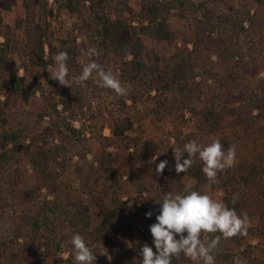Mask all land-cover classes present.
Wrapping results in <instances>:
<instances>
[{
  "label": "trees",
  "instance_id": "16d2710c",
  "mask_svg": "<svg viewBox=\"0 0 264 264\" xmlns=\"http://www.w3.org/2000/svg\"><path fill=\"white\" fill-rule=\"evenodd\" d=\"M17 1L0 0V38L3 39H0V72L10 66V56L17 48L14 34L22 30L33 66L42 67L46 78L48 66L55 65L53 57L59 52L68 54L67 79L71 84L69 88L62 87L63 112L57 110V105L53 106L58 120L40 133L23 137L20 131L8 128L5 109L12 96L28 102L44 88L37 78L28 82L26 77L13 73L10 94L4 102L0 99V189L9 183L10 168L27 161L40 178L39 185L25 192L27 203L39 197L42 187H47L51 194L63 192L56 181L53 164L67 154L62 141H56L63 140L61 129L69 118L64 114L73 108H87L90 118L97 114L103 122L101 128L108 124L111 135L105 137L101 132L94 135L101 144L102 155L97 166L89 163L87 169L95 178L79 173L82 189L89 194L87 203L70 199L65 207H60L55 201L44 199L39 212L33 216L13 210L12 204L0 195V264H23L21 250L15 249V235L3 222L10 214L14 227L21 236L30 238V244L38 241V232L45 222L49 224L57 218L66 223L68 235L62 238L69 245L70 255L67 259L56 258L53 264H76L71 245L76 234L93 247L95 264H113L103 252L110 237L135 240L141 248L147 244L155 251L149 229L159 215L161 205L157 202L167 192L182 194L187 179L194 180L193 189L201 193L205 185L222 191L227 207L234 208L238 214L246 212L249 219H258L257 226L249 227L247 235L221 238L214 252L216 263L233 264V258L239 256L246 264H264V255L253 257L252 245L243 248V242L250 238L264 244V138L260 134L264 124V78L255 65L256 60L264 58V33L256 17L250 14V0H246L242 9L235 0H139L138 10L130 0H56L60 12L66 11L80 19V26L61 39H55L51 23L47 21L53 15L49 0H23L24 17L17 20L15 28L6 24L3 13L11 11ZM190 17L195 21L186 29L172 22L174 18L183 21ZM242 35L249 42L247 52L253 63L244 64L238 74L231 73L228 63L239 57ZM80 36L85 37L84 41L78 42ZM142 36L166 42L173 53L163 57L146 46ZM91 47L100 52L91 59L117 76L127 90L126 95L119 96L101 88L95 80L86 81L82 86L74 83V77L82 71L77 58ZM214 54L219 57L218 61L213 59ZM237 78L242 82L226 89ZM48 82L60 85L52 79ZM93 98L99 101L96 111H92ZM187 113L191 115L195 131L186 134ZM165 125H171L172 129L167 131ZM70 130L76 133L75 129ZM131 132H136V136L130 135ZM216 139L225 149L236 146L234 165L218 174L217 183L210 184L207 180L198 155L188 172L176 173L173 147L183 148L190 140L207 145ZM163 152L166 153L159 155ZM187 158L185 153L183 159ZM164 160L168 161L167 167L157 175L156 166ZM138 167L142 173L134 175L131 184L141 194L151 192L157 179L169 180L164 190L156 191L155 205L147 199H121L124 177ZM109 175L113 182L111 204L98 196L94 188L101 179L106 183ZM233 195L238 196L235 204ZM90 208L97 210L95 226ZM149 211L153 215L146 218ZM214 235L218 234H210V238ZM52 248L59 252L61 242L45 238L32 251L29 264H44ZM140 253L135 248H123L119 264H142ZM191 263L183 254L172 261V264Z\"/></svg>",
  "mask_w": 264,
  "mask_h": 264
},
{
  "label": "rangeland",
  "instance_id": "374dc122",
  "mask_svg": "<svg viewBox=\"0 0 264 264\" xmlns=\"http://www.w3.org/2000/svg\"><path fill=\"white\" fill-rule=\"evenodd\" d=\"M138 1L139 0H130L132 7L137 10ZM194 1L200 2L204 0ZM235 1L237 7L240 9H242L246 3V0ZM210 6H212V4H210ZM49 8L52 9L53 15H50L47 21L51 23V30L53 33L55 32V39L65 37L67 33L71 32L76 26H80V19L77 16L71 15L66 11L60 12L59 4H57L56 0H49ZM249 10L250 14L256 17L258 27L261 32L264 33V0H250ZM24 15L25 9L23 7V0H18L16 6H14L11 11L3 13L5 23L14 28L17 20L24 17ZM196 17L200 16L198 15ZM37 20H39L38 16ZM194 21V17H190L189 19L183 21H179L176 18L172 19L174 25L180 24L185 29ZM14 35L17 48L10 56L11 64L0 72V99L4 102L10 94V80L14 72H16V74L20 77H26L28 82H33L36 78L42 81L44 88L43 92H38L36 96L30 98L28 102L23 101L19 97L12 96L9 107L5 109L9 119L8 128L18 130L20 131L21 136L23 135V137H28L40 133L42 130L51 126L58 120L57 115L54 113L53 106L57 105V110L63 112V105L60 103V95L62 87L64 86L54 85L48 82V79H51L50 68L55 67V65L48 66L47 78L45 70L42 67L33 66L27 49V41L23 39L25 36L23 31L16 30ZM84 39V36H80L78 38V42H82ZM142 39L146 46L154 48L163 57H169L173 53V48L166 42H158L148 36H142ZM239 40L241 44L240 55L228 63L230 66L229 71L236 74L241 71L244 64H247L248 62L251 64L253 63L252 60L250 61V57L247 52L250 46L248 40L244 35H242ZM56 43L59 44L58 40H56ZM46 52H48L47 46ZM241 56H245V59L243 60ZM213 59L218 61L219 57L214 54ZM255 65L258 66L261 77L264 78V58L256 60ZM90 80L94 79H89L88 81ZM238 82H242L241 78H237L235 82L226 86V89L235 88V85ZM69 84H71V82H69ZM93 101L92 111H96L99 101L96 98H93ZM110 108L111 105L108 104V109L110 110ZM41 115H44V117L38 122ZM64 115L69 118L67 117L68 119L65 126L61 129L63 140L58 138L56 142L61 143L62 141V146L67 149V154L65 156H60L57 162L53 164L56 181L63 188V192H54L51 194L47 187H42L39 197L34 202L27 203L24 200L25 192L27 190L34 189L37 185H39L40 178L38 173L33 170L29 162L24 161L20 165L14 164V166L10 168L7 175L9 179L8 185L0 189V195L12 204L13 210L23 214L36 216L43 205L44 199L55 201L60 207H65L70 199L83 203L88 202L89 194L82 189L79 180V173L84 172L86 175H90L87 165L89 163L94 164V166L98 165L102 155V147L94 135L101 132L103 136L109 137L111 135V131L109 129L110 126L105 124L102 129L101 126L103 125V122H101V119H98L97 114H94L95 118H90L87 108H84L83 110L73 108ZM186 119L187 123L184 131L187 134L195 131V128L193 121L190 120V113H187ZM25 128H28V130ZM70 128L75 129L76 133L71 132ZM165 129L167 131L171 130L172 126L165 125ZM260 134L264 138V124ZM130 135L136 136V132H131ZM159 141H161V139H159ZM172 142H174V140H172ZM26 143H29V140H27ZM110 150L113 151V149ZM131 151H134V149ZM141 173L142 169L138 167L133 173L130 172L124 177L125 190L122 193L123 195L121 196V199L123 201L135 198L143 200L147 199L149 204L155 205L154 197L156 191L160 192L164 190L165 185L169 183V180L165 177L159 178L155 181V188L151 192L145 191L141 194L138 192L137 188L131 184L132 177ZM90 176H92L93 179L95 178L94 175ZM186 183H191L193 186L195 185V181L192 179H187ZM94 186L95 193L102 197L108 204H111V193L113 187L111 175L108 176L106 183L103 179H101V181ZM205 192L211 194L214 198L223 201V192L213 186H203V193ZM89 214L92 218L93 226H95L97 221V210L95 208H90ZM249 220L251 225L250 227L257 226L258 219L253 218ZM3 222L6 228L15 235V249L21 250V261L23 264L30 263L32 251L37 249L38 245L44 243L45 238L54 239L55 243L61 242V250L57 252L55 248H52V252L49 254L50 258L44 262V264H53L54 260L59 257L63 259H67L69 257V245L62 238L65 234L68 235V228L66 223L61 222L60 219L56 218L49 224L45 222L41 230L38 232V241H34V243L31 244L29 241L30 238L21 236L19 231L14 227V220H12L11 214L7 216ZM243 243V248L246 245L253 246L254 258H261L264 255V244L260 243L258 239H246ZM123 248H135L138 251L141 250L140 244L135 240H123L110 237L103 247V252L108 257L109 261L113 264H119L121 250ZM216 264L223 263L217 262Z\"/></svg>",
  "mask_w": 264,
  "mask_h": 264
},
{
  "label": "clouds",
  "instance_id": "9594fccd",
  "mask_svg": "<svg viewBox=\"0 0 264 264\" xmlns=\"http://www.w3.org/2000/svg\"><path fill=\"white\" fill-rule=\"evenodd\" d=\"M98 55L100 52L91 47L84 56L77 58V63L82 65V71L74 77V83L82 86L89 79H94L99 87L110 89L119 96L126 95L127 90L117 76L91 59ZM53 59L55 67L50 68L51 79L69 88L68 54L59 52ZM172 150L177 174L188 172L194 163L193 158L198 155L203 164L202 172L210 184L217 183L218 174L232 167L236 158V146L230 145L225 149L218 139L207 145L190 140L183 148L176 146ZM185 153L188 154L187 159H183ZM156 158H153L152 162H155ZM167 164V160L157 164V175L163 173ZM237 200L238 196L233 195L232 203L235 204ZM157 203L161 205L159 215L156 216V223L149 229L155 251L153 247L144 244L140 253L142 264H172L173 258L178 259L181 254L191 260L192 264H216L214 252L221 238L227 240L238 235H247L251 226L246 212L238 214L222 200L207 192L194 190L191 183L185 186L182 194L167 192L163 200ZM152 215L149 211L146 218H151ZM210 234L218 235L210 238ZM71 245L76 264H95L96 254L93 247H90L81 235H74ZM233 264H246V261L236 256L233 258Z\"/></svg>",
  "mask_w": 264,
  "mask_h": 264
}]
</instances>
